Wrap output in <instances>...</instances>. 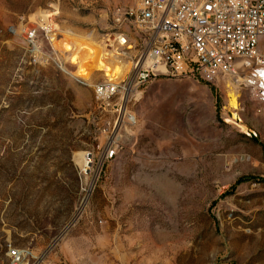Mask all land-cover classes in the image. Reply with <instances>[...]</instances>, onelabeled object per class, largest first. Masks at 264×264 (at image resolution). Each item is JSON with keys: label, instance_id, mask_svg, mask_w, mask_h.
Listing matches in <instances>:
<instances>
[{"label": "rangeland", "instance_id": "1", "mask_svg": "<svg viewBox=\"0 0 264 264\" xmlns=\"http://www.w3.org/2000/svg\"><path fill=\"white\" fill-rule=\"evenodd\" d=\"M138 2L0 0V264L17 248L33 254L22 264H264L251 89L235 94V122L223 83L159 78L101 102L55 63L67 59L46 27L100 43Z\"/></svg>", "mask_w": 264, "mask_h": 264}, {"label": "built area", "instance_id": "2", "mask_svg": "<svg viewBox=\"0 0 264 264\" xmlns=\"http://www.w3.org/2000/svg\"><path fill=\"white\" fill-rule=\"evenodd\" d=\"M117 12L118 30L101 40L116 61L130 64L117 81L102 72L103 78L95 82L76 75L69 53L53 48L67 59L55 60L56 65L80 84L92 86L99 101L124 100L134 87L154 79L191 77L214 86L223 83L234 95L249 88L264 103V0H139L137 6ZM28 38L36 44L35 30ZM138 45L143 51L134 52ZM235 99L238 107L230 106L229 112L236 122L242 118ZM114 155V148L105 154ZM8 255L11 264L33 256L19 248L9 249Z\"/></svg>", "mask_w": 264, "mask_h": 264}, {"label": "bare ground", "instance_id": "3", "mask_svg": "<svg viewBox=\"0 0 264 264\" xmlns=\"http://www.w3.org/2000/svg\"><path fill=\"white\" fill-rule=\"evenodd\" d=\"M46 27L48 37L54 48L66 51L68 47L71 61L76 64L75 74L90 80L95 72H102L110 81H117L125 76L130 68L129 63L115 60L101 42H97L91 37L73 32H61ZM60 34V36H59ZM67 52V51H66ZM64 54V53H63ZM110 57V58H109ZM115 61V62H114ZM232 104L234 101L232 100ZM237 107V106H233ZM79 163L82 164L83 170L86 171L89 159L85 152H79Z\"/></svg>", "mask_w": 264, "mask_h": 264}, {"label": "water", "instance_id": "4", "mask_svg": "<svg viewBox=\"0 0 264 264\" xmlns=\"http://www.w3.org/2000/svg\"><path fill=\"white\" fill-rule=\"evenodd\" d=\"M89 155V154H88Z\"/></svg>", "mask_w": 264, "mask_h": 264}]
</instances>
